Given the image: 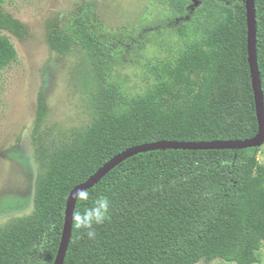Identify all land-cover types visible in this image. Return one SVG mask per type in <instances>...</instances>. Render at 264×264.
Segmentation results:
<instances>
[{"label": "trees", "instance_id": "trees-1", "mask_svg": "<svg viewBox=\"0 0 264 264\" xmlns=\"http://www.w3.org/2000/svg\"><path fill=\"white\" fill-rule=\"evenodd\" d=\"M0 0V80L18 60L6 30L25 25L4 14ZM257 51L264 92V0H255ZM176 16L146 29H167L177 47L147 67L153 86L132 95L110 81L111 65L132 43L97 35L98 5L84 2L63 27L51 26L49 47L80 52L92 123L82 139L52 161L34 197V212L0 231V264H55L71 192L121 152L159 141L252 139L259 133L249 64L246 0H168ZM242 99L236 97L238 78ZM217 92V93H216ZM216 93V94H215ZM240 103V105H239ZM47 104L39 96L37 126ZM260 147L168 149L129 157L77 200L83 213L106 197L110 207L95 238L73 223L64 264H259L264 246V165Z\"/></svg>", "mask_w": 264, "mask_h": 264}, {"label": "rangeland", "instance_id": "rangeland-1", "mask_svg": "<svg viewBox=\"0 0 264 264\" xmlns=\"http://www.w3.org/2000/svg\"><path fill=\"white\" fill-rule=\"evenodd\" d=\"M92 1L98 5L101 22L96 33L105 43L130 44L141 32L177 14L168 0H6L4 14L22 22L26 30L22 36L2 31L14 44L18 60L3 71L0 80V231L32 216L37 187L53 159L76 146L92 123L84 58L80 52L58 54L47 41L49 27L65 26L79 5ZM136 41L137 51L117 53L110 74L111 82L132 95L153 86L147 67L167 60L177 47V38L164 28L146 31ZM40 95L45 97L47 111L37 126ZM236 97L240 102V76ZM260 148L258 158L264 165V145ZM260 254L259 264H264V246ZM210 264L237 263L216 260Z\"/></svg>", "mask_w": 264, "mask_h": 264}, {"label": "water", "instance_id": "water-1", "mask_svg": "<svg viewBox=\"0 0 264 264\" xmlns=\"http://www.w3.org/2000/svg\"><path fill=\"white\" fill-rule=\"evenodd\" d=\"M247 23H248V52L249 64L252 76L253 89L256 101V111L259 123V133L252 139L247 140H224V141H200V142H180V141H159L147 143L129 148L101 167L85 183L78 185L70 194L67 202V216L63 231V236L58 251L55 264H64L73 230L75 206L77 203V194L81 191H87L94 188L105 176H107L117 166L122 164L131 156L141 152L168 149H189L194 151L203 150H240L248 147H261L264 145V92L260 78L257 51V13L255 0H246Z\"/></svg>", "mask_w": 264, "mask_h": 264}, {"label": "clouds", "instance_id": "clouds-1", "mask_svg": "<svg viewBox=\"0 0 264 264\" xmlns=\"http://www.w3.org/2000/svg\"><path fill=\"white\" fill-rule=\"evenodd\" d=\"M77 199L87 201L89 194L87 191H81L77 194ZM109 201L106 197H100L93 202V206L86 208L83 213L75 212L74 221L78 229H87L88 237L95 238L96 232L94 225H100L107 219L109 211Z\"/></svg>", "mask_w": 264, "mask_h": 264}]
</instances>
